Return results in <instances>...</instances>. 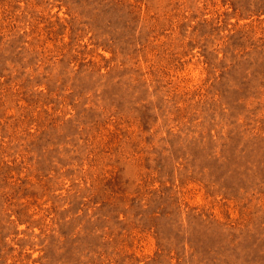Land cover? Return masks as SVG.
Returning <instances> with one entry per match:
<instances>
[{
  "label": "rangeland",
  "instance_id": "obj_1",
  "mask_svg": "<svg viewBox=\"0 0 264 264\" xmlns=\"http://www.w3.org/2000/svg\"><path fill=\"white\" fill-rule=\"evenodd\" d=\"M0 264H264V0H0Z\"/></svg>",
  "mask_w": 264,
  "mask_h": 264
}]
</instances>
